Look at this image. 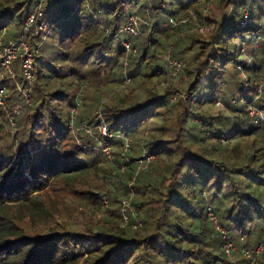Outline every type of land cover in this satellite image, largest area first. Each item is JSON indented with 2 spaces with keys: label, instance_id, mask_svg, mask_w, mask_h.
<instances>
[{
  "label": "trees",
  "instance_id": "16d2710c",
  "mask_svg": "<svg viewBox=\"0 0 264 264\" xmlns=\"http://www.w3.org/2000/svg\"><path fill=\"white\" fill-rule=\"evenodd\" d=\"M34 1L1 0L0 21L16 18L21 28ZM140 2L44 0L41 19L47 28L30 38L42 40L33 62V105L8 85L6 105L0 107L5 120L14 104L22 111L14 136L0 144V264L229 262L217 252L222 243L208 207L241 245L252 247L263 237L264 127L249 116L252 105L264 110V87L262 98L255 99L263 64L253 61V71L245 73L249 66L241 49L264 53V4L154 0L145 5L150 22L135 35V51L127 52L118 43L120 30ZM170 19L205 21L206 37L197 33L179 40L175 31L189 24L171 26ZM169 48L187 79L159 89L166 73L159 49ZM86 64L90 77L106 70V83L120 80L114 75L124 68L132 88L112 91L99 107V99L85 95L75 101L69 90L88 83L89 74L80 71ZM229 71L242 81L235 83ZM84 124L98 128L94 133L103 145L118 144L117 159L105 164L95 159V142L82 130ZM103 125L106 135L99 130ZM69 126L82 145L73 141ZM22 136L27 140H19ZM141 152L153 157L139 171ZM119 157L128 162L116 172ZM60 181L89 210L106 211L105 218L84 227L47 224L55 210L45 207V195ZM132 189L131 204L141 222L137 229L131 227L135 217L129 209L130 224H120L122 194ZM256 264H264V252Z\"/></svg>",
  "mask_w": 264,
  "mask_h": 264
},
{
  "label": "rangeland",
  "instance_id": "374dc122",
  "mask_svg": "<svg viewBox=\"0 0 264 264\" xmlns=\"http://www.w3.org/2000/svg\"><path fill=\"white\" fill-rule=\"evenodd\" d=\"M1 1V0H0ZM4 1V0H2ZM263 1V0H260ZM262 3V2H261ZM264 4V3H262ZM145 5H148L147 2H145L143 0V2L141 1L139 3V8L137 10V14L140 17H143V12L145 9ZM206 14V13H205ZM207 15V14H206ZM181 26V25H179ZM206 28H208V23L205 24ZM2 27H6L7 28V37H13L16 36L22 29V27H19V23L17 21L16 18H14L11 21H0V31L2 30ZM199 27L200 24L197 23V21H195L194 23L189 24L188 26L185 27H181L178 28L175 31V37L179 38V40L181 39H186L188 35L192 34V35H196L197 33L203 35L204 37H206L207 32L206 29L204 32H200L199 31ZM144 28V24L140 23L139 25V31H141ZM168 29V28H167ZM122 40H127L130 42L131 44V48H132V52L135 51V49L133 48V43H135L137 41V38L135 35H131L128 33H122ZM138 35V34H137ZM47 35L42 36V38H46ZM175 38V40H176ZM39 45H42V40H39L37 42ZM173 46V44L171 45V47ZM170 47V48H171ZM253 47H255L254 49H256L257 47V43L255 45H253ZM168 49L167 51L163 52L161 51V49H159V51L161 52L160 56H161V60H164L163 62V66H165V79L163 81H161L162 85L161 86H156L157 88L161 89V87L166 86L170 83L171 80H179V78L181 79L182 83L186 82L187 77L185 76L182 68L179 71H174L173 68L171 66H169L168 64V56L172 57V58H176L178 59V56L173 55L172 52L170 51L171 49ZM243 52L242 57L246 60L247 65L249 66V70L245 71V73L249 74L251 71H253V67H254V63L253 61H258L261 60L260 63H262V68L261 71L258 74V78L259 77H263L264 79V53L262 54V51H256L255 53H253L252 51H248L247 52V48L245 47V49H241ZM130 52V51H127ZM126 64V63H125ZM232 62H230L229 67L231 66ZM82 66V65H81ZM90 65L86 64V66H82L80 67V71L81 72H86L88 73V78L86 80H88L87 84L82 83L81 85H78V89L76 88V84L73 85L70 88V92H75V101H81V96L85 95L88 99H90V101H94L96 99H99L97 101L98 107L101 105V102L107 100L109 98L110 95H112V91L117 93H121L123 92L125 89L127 90L128 88H132V86L130 85L132 82H123L124 78H125V70L124 68H122L121 70H119L118 72H120L119 75H114L115 77H119L120 80H116V82H109L106 83L107 78L106 76L104 77V74H106V70H100V76L99 77H90L91 76V69H90ZM253 68V69H252ZM62 71H60L61 73ZM231 78H234L235 83L242 81V79H238L236 78L234 75H232V72L229 71ZM252 74V73H251ZM18 79L21 80V75L18 72ZM86 83V82H85ZM9 86H12L11 83L9 82L8 84ZM93 85V86H92ZM234 86V84H232ZM254 85V83H253ZM242 85H239V87H241ZM128 87V88H127ZM263 87H264V80H263V84L261 86V89L259 92H257L258 94V99H256V101H258L260 99V97L262 98L263 95ZM129 91V90H128ZM141 93V92H140ZM114 94V95H115ZM251 96H253V94H251ZM172 100H174V98H172ZM219 104V103H218ZM217 105V103H216ZM220 105V104H219ZM222 105V104H221ZM97 107V108H98ZM26 111V110H25ZM25 111H23V122H25L27 120V113H25ZM22 111L19 110L20 114ZM74 113V112H72ZM17 114V115H18ZM17 115L15 116V118H17ZM18 119V118H17ZM0 144L4 141V140H9L11 139L16 130L17 127L12 128L9 126V121L5 120V118H2V116H0ZM260 125L262 127H264V118L261 119ZM71 127V126H69ZM68 127V128H69ZM88 127V126H87ZM71 129H73V127H71ZM82 130L85 132V134L89 135L91 138L94 139V151L98 152V155L95 157V159H97V161H99L100 164H105L106 161H111L113 162L116 158V153L118 152V150L120 151V147L118 146V144L115 145V147L112 146H107V145H103L102 142H98L97 141V137L96 134L94 132H96L98 130V128H90L88 127L87 131L84 130V127H82ZM81 130V131H82ZM80 130H78V133L81 132ZM73 132V141H75L76 143H78L79 145H82L80 138L77 136V132L75 131V129H73L71 131V133ZM82 133V132H81ZM264 134V133H263ZM19 136V135H18ZM22 139L24 141L27 140V136H22L19 138V140ZM32 142V141H30ZM35 143V142H34ZM106 147L108 152H104L103 148ZM95 155V154H94ZM93 155V157H94ZM141 157L144 156V153L141 152L139 154ZM127 160V159H125ZM123 160L121 157H119V168L116 170L121 172L122 170L126 169L127 167V162ZM138 161V160H137ZM138 164V163H137ZM116 174V173H115ZM134 179V178H133ZM132 179V181H133ZM111 180L114 181V183L117 182V178H114V176L112 175ZM131 183V182H130ZM48 192L46 193V208L50 209L53 212V216L48 217L47 218V224L49 225H66V224H71V225H76V226H82L84 227L87 224H93L95 222H98L101 219L105 218L106 215V211L97 208V209H88L86 206L83 205V203L78 199V196L75 192H73L72 190L69 189V187L64 185V182L60 181L59 185L56 187H50V189L47 190ZM122 202L123 200L128 201L129 203V211L132 217H135V219H138V216H136L135 213V208H133L131 202L132 199H135V194H134V190L132 189V191H125L122 194ZM80 202H79V201ZM121 202V203H122ZM109 205L105 204V206H103L102 208H107ZM134 219V220H135ZM41 223V222H40ZM122 226H124V222L122 220V222L120 223ZM217 235V234H216ZM216 235L214 238H216ZM218 239L220 238L219 236L217 237ZM220 240V239H219ZM234 244L236 245L237 250H235L232 254V256L228 259L229 261L233 262V261H240V254L238 252L239 248L241 247V244L239 241H237V239H235ZM219 245V242L217 240V246ZM219 251H222L221 247L217 248V252L219 253Z\"/></svg>",
  "mask_w": 264,
  "mask_h": 264
},
{
  "label": "built area",
  "instance_id": "2783aa9c",
  "mask_svg": "<svg viewBox=\"0 0 264 264\" xmlns=\"http://www.w3.org/2000/svg\"><path fill=\"white\" fill-rule=\"evenodd\" d=\"M143 1V0H141ZM148 5L152 4L154 0H144ZM250 1V0H249ZM264 3V0L262 1ZM44 5V0H35L33 2L32 10L25 17L21 31L13 37H7V28L3 27L0 31V107H4L7 101V92L9 82L14 87V89L19 92L22 96L24 103L27 106L33 105V100L31 98V91L33 83L35 80V67H34V57L39 52V44L31 42V35H36L40 32H44L47 28V25L41 19L43 17L42 6ZM248 20V10L244 9L242 14V21L246 22ZM150 22V13L149 9L146 8L143 17H140L138 14H130L121 27V33H128L131 35H137L140 33L139 25L143 23L148 25ZM185 23L190 24V20L187 19H170L169 25L179 26ZM199 31L204 32L206 29L205 21L199 23ZM122 45L125 50L132 51L131 44L127 40H119L118 42ZM168 64L173 68L174 71H179L182 68V61L176 58L168 56ZM18 72L21 75V80L18 79ZM263 77H259L258 81L255 82L256 95L263 84ZM130 79L125 76L123 82H129ZM13 111L7 115V119L12 128L15 127V116L19 113V104L13 105ZM249 116L252 119L253 123L258 124L261 122V119L264 118V110L251 106L249 108ZM90 125H83L84 130L87 131ZM92 128V127H90ZM100 133L106 135L105 126L99 127ZM127 145V144H126ZM103 151L108 152L107 148L104 147ZM152 155L141 157L138 159V170H145L148 163L152 159ZM129 203L126 200H123L121 206V215L124 225H129V216H128ZM207 215L209 221L213 228L218 232L221 240V249L223 252V258L229 259L233 252L237 250L234 240L229 234V232L221 227L218 223L217 217L213 212L211 207L207 208ZM141 226V222L138 219H135L131 223L133 229H137ZM240 254V261H229L227 262L224 259L213 260L209 264H256L257 260L264 252V235L263 237L252 247H246L241 245L238 250Z\"/></svg>",
  "mask_w": 264,
  "mask_h": 264
}]
</instances>
